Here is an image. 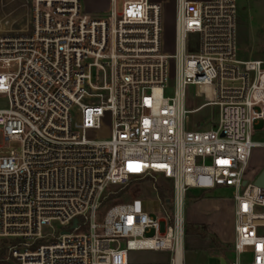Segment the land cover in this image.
<instances>
[{"label": "built area", "instance_id": "built-area-1", "mask_svg": "<svg viewBox=\"0 0 264 264\" xmlns=\"http://www.w3.org/2000/svg\"><path fill=\"white\" fill-rule=\"evenodd\" d=\"M118 1L99 16L82 0H0V133L21 143L0 147V264H128L131 252L184 264L187 196L217 189L233 192L230 264H264V189L251 176L264 61L239 57L237 0H174L173 56L161 52V4L122 0L119 12ZM190 34L199 54H187ZM188 86L209 101L188 111ZM205 107L219 109L216 125L188 129ZM107 111L110 138H89ZM132 179L170 184L164 219L140 200L100 213Z\"/></svg>", "mask_w": 264, "mask_h": 264}, {"label": "rangeland", "instance_id": "rangeland-1", "mask_svg": "<svg viewBox=\"0 0 264 264\" xmlns=\"http://www.w3.org/2000/svg\"><path fill=\"white\" fill-rule=\"evenodd\" d=\"M110 0H82V6L85 14L103 15L110 9ZM157 2L162 7V36L161 52L167 56L176 54V11L174 0H150ZM122 0L118 1V10L121 11ZM238 10V45L239 57L242 60L264 61V0H237ZM200 51V36L190 34L187 37V54L196 55ZM169 78L174 80L176 73V62L170 59L168 63ZM15 70H12L14 72ZM209 101V95L205 89L188 86L185 92V107L188 111L195 110ZM8 101L0 97V108H6ZM219 116L217 107H205L189 115L187 128L190 130H207L215 126ZM112 129V115L109 111L105 112L102 118L101 131H91L87 136L94 140L109 139ZM254 140L264 143V121L254 126ZM0 147L4 154L11 151H20L21 143L17 140H6L0 133ZM264 164V151H257L252 159V165ZM167 191L171 193L170 184L163 180L157 181L132 179L126 186L112 187L108 189L105 200V208L113 205L129 203L133 200H140L144 213L158 218H165V211L161 205L160 192ZM198 190H191L187 196L186 210L187 225L206 226L208 231L207 238H201L194 235L186 236L184 250V264H229L235 259L201 251L196 248L197 245H191L190 242H197L198 238L213 243L218 239L212 232L214 228L222 237L221 246L227 245L231 236L229 228L230 202L233 192L230 190L217 189L211 193H203ZM211 224V229L210 225ZM57 234L61 230L56 228ZM197 238V239H195ZM189 242V243H187ZM43 244L46 242L43 241ZM195 244V243H194ZM137 254L154 255L153 253L138 252ZM248 259V258H246ZM249 260V259H248ZM246 261V260H245Z\"/></svg>", "mask_w": 264, "mask_h": 264}, {"label": "crops", "instance_id": "crops-1", "mask_svg": "<svg viewBox=\"0 0 264 264\" xmlns=\"http://www.w3.org/2000/svg\"><path fill=\"white\" fill-rule=\"evenodd\" d=\"M252 173L251 176H257L259 175L263 170H264V164H254L252 165ZM211 193V192H209ZM203 194V193H202ZM230 202V218H231V223H230V230H231V236L228 240L229 246L224 245L221 246L220 240L223 242V237L214 229L212 228V232L217 235L219 241L217 240V245L214 243H209L207 240L199 239L197 242H187L191 245H197L196 248L194 249H199L201 251H209V253L212 252V254H217L221 256V253L225 255L226 257H229L228 259L232 258L235 259V254L233 251V243L235 240V234H234V217H233V202L231 199L229 200ZM210 225L211 229V224L207 223ZM197 239V238H195ZM195 243V244H194ZM138 252H131L130 257H129V263L128 264H170V258L171 255L169 252H144V253H153L154 255H148V254H137ZM230 264V263H229Z\"/></svg>", "mask_w": 264, "mask_h": 264}, {"label": "trees", "instance_id": "trees-1", "mask_svg": "<svg viewBox=\"0 0 264 264\" xmlns=\"http://www.w3.org/2000/svg\"><path fill=\"white\" fill-rule=\"evenodd\" d=\"M159 194H160L161 200L163 202L168 203L171 201V193L169 195V192L167 193V191H161ZM106 202L107 201L104 200L102 203V206L100 209V213H102V214H104L105 211L107 210V208H105ZM185 235L186 236L194 235V236H198V237L205 239L208 236L207 227L204 225L200 226V227L196 226V225H186ZM213 243L218 246L217 241L215 239L213 240Z\"/></svg>", "mask_w": 264, "mask_h": 264}, {"label": "water", "instance_id": "water-1", "mask_svg": "<svg viewBox=\"0 0 264 264\" xmlns=\"http://www.w3.org/2000/svg\"><path fill=\"white\" fill-rule=\"evenodd\" d=\"M246 183H244L245 185ZM255 185L257 187L263 188L264 189V170L258 175L256 181H255ZM77 225V220H75L73 222V227H76Z\"/></svg>", "mask_w": 264, "mask_h": 264}]
</instances>
